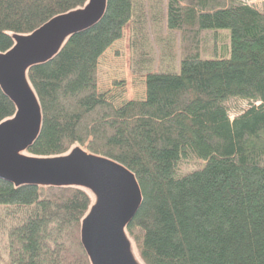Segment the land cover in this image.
I'll use <instances>...</instances> for the list:
<instances>
[{"label": "trees", "instance_id": "trees-1", "mask_svg": "<svg viewBox=\"0 0 264 264\" xmlns=\"http://www.w3.org/2000/svg\"><path fill=\"white\" fill-rule=\"evenodd\" d=\"M87 1L0 0V53ZM126 26L145 98L117 104L97 90V69ZM153 34L172 63L155 71ZM26 76L42 124L24 153L79 146L132 172L142 203L125 232L141 264H264V11L236 0H107L97 24ZM233 99L250 106L230 120ZM14 113L0 90V123ZM92 203L81 188L0 180V264H90L80 227Z\"/></svg>", "mask_w": 264, "mask_h": 264}, {"label": "water", "instance_id": "water-1", "mask_svg": "<svg viewBox=\"0 0 264 264\" xmlns=\"http://www.w3.org/2000/svg\"><path fill=\"white\" fill-rule=\"evenodd\" d=\"M107 0H88L78 9L57 15L28 35H13V46L0 53V90L15 106L0 123V180L20 187H75L90 193L93 203L81 221L80 241L90 264H141L125 232L142 203L132 172L79 146L54 157L24 152L37 139L42 114L27 80V71L58 54L72 35L97 24Z\"/></svg>", "mask_w": 264, "mask_h": 264}, {"label": "rangeland", "instance_id": "rangeland-1", "mask_svg": "<svg viewBox=\"0 0 264 264\" xmlns=\"http://www.w3.org/2000/svg\"><path fill=\"white\" fill-rule=\"evenodd\" d=\"M236 1L256 10L264 11V0ZM160 35L166 36V33L164 32ZM155 36L156 35L153 34L152 37H149L152 44L150 55L153 60L149 68H153V71H155L158 66H171L172 64L171 60L165 62L166 60L161 59L159 48L157 45H154L153 42ZM146 51L149 54L147 46ZM226 57H228V55H226ZM144 80V72L138 74L134 73L130 49V28L129 26H126L123 30L121 39L108 48L98 61L97 90L100 93H104L107 98L114 100L117 104L130 100H142L145 98ZM249 106L250 103L245 100L233 99L229 101L228 107L230 109V120H233Z\"/></svg>", "mask_w": 264, "mask_h": 264}]
</instances>
